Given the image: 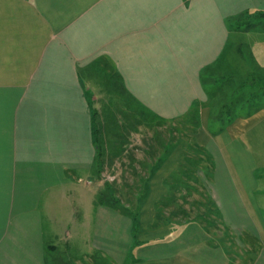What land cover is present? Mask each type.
Returning <instances> with one entry per match:
<instances>
[{
  "label": "crops",
  "instance_id": "obj_1",
  "mask_svg": "<svg viewBox=\"0 0 264 264\" xmlns=\"http://www.w3.org/2000/svg\"><path fill=\"white\" fill-rule=\"evenodd\" d=\"M257 11L264 0H0V264H264V98L220 128L203 80L225 53L249 70L239 44L264 70V30L244 25ZM106 95L158 122L191 117L196 147L176 140L158 162L160 144L132 171L138 190L116 188L102 169L129 150L133 117ZM196 195L212 206L169 216Z\"/></svg>",
  "mask_w": 264,
  "mask_h": 264
},
{
  "label": "rangeland",
  "instance_id": "obj_2",
  "mask_svg": "<svg viewBox=\"0 0 264 264\" xmlns=\"http://www.w3.org/2000/svg\"><path fill=\"white\" fill-rule=\"evenodd\" d=\"M248 15L247 17L246 15L244 16L246 17L245 20L250 18ZM251 21H256V20L252 18ZM235 50L239 52V55L241 56L240 58L244 61V63L245 64L247 63L246 65L249 67V70L241 69L238 66L239 61L238 60L235 61V58L231 55H229V59H228L229 61H228L226 59L227 57L225 53L223 56V59H224V64H226V67L228 68L230 76H231L229 77V82L246 80L247 77L250 75V73L263 71V69L259 67V58L256 57V55H254L250 50H248L246 46L239 44L235 47ZM105 99H108L109 103L112 104L111 106L116 107V109H117V106H119V109L120 108L122 109L123 108L121 106L122 103L125 104V107H126L125 112L127 111V108L130 110V111H127L126 113L124 112L125 120H131V118L133 117L132 118L133 125L131 124L130 127H127V125L124 122L125 128H132V133L129 139L130 140L129 142L130 147L128 148L129 150L125 151L124 154H121L122 151H120L118 147L116 149H110L109 151H107L106 155L110 156V160H113L114 164L112 165V167L106 166L102 169L103 179L106 178L111 173H115V175L117 176L116 179H119L113 182L116 188H119V189L129 188L130 189V187H132L133 189L138 190L137 187L141 184L137 180L138 177L135 176V174L132 173V171L134 167L136 166V164L138 163L137 162L138 160L145 159V158L148 160L150 159L148 157L150 156L154 157L152 156V153H153L152 150L155 149V147H160L161 143L165 141L172 143L177 140L179 142L181 141L186 142L187 143L186 147H190V149H194V148H191L193 144L195 145V140L192 138V131L196 123H195V120L192 119L191 117H187L182 120H177L174 122H167V121L158 122L154 120L153 118H151L148 114L143 112L136 105V103H134L127 96H121V95L120 96H116V95L107 96L106 95ZM236 109H237L235 110L236 112L243 114L244 112L248 111L249 107L245 106L241 109L240 107ZM138 112L142 113V115H139ZM127 115H131V118H127ZM137 119L141 121L143 120V122L141 123V126L136 125L134 123V121H136ZM133 130H136V132H133ZM128 136L129 134L128 135L125 134L124 135L125 139L122 138V140L126 141V138H128ZM195 151L196 150H193V152ZM137 170H141V172H145L140 167H138ZM93 187H95V183H93ZM188 193L190 194V189L188 190ZM102 198H103V193L101 191H98L95 193L94 199L99 200ZM124 200L129 201L131 206H134L133 204L136 202L135 198L133 197L125 198ZM184 200H185V203H184L185 209H187L188 207L190 208V205L193 204V201L197 202V203L195 202L197 207L199 206L204 209H208V207L210 208L212 206V203L210 204V202L206 201L205 199H203V197L199 195H196L193 199L192 197H188V198L186 197V199ZM130 210L132 211V209ZM211 221H214L213 217L211 218ZM82 232H83V236L85 237L88 233L90 234V231L86 229L83 230ZM84 247L85 246H83V248Z\"/></svg>",
  "mask_w": 264,
  "mask_h": 264
},
{
  "label": "trees",
  "instance_id": "obj_3",
  "mask_svg": "<svg viewBox=\"0 0 264 264\" xmlns=\"http://www.w3.org/2000/svg\"><path fill=\"white\" fill-rule=\"evenodd\" d=\"M249 14L250 15L248 16L250 18L247 19V21L246 20L244 21L245 28L255 29L258 27L259 29L264 30V11H257ZM252 18L256 21H251ZM229 77L231 76L228 68L226 67V64H224L223 56L216 63L208 66L203 72L204 83H210L212 84L213 87L211 91L213 93V97H212L213 101L211 103V108H212L211 121L221 122L220 128H222L223 127L222 125L231 121L238 114V112L235 111L237 110L236 108L240 107L241 109L245 106L249 108L258 107L262 104L261 100L262 98H264V70L261 72L250 73V75L247 77L246 80L229 82ZM116 87L120 89L118 85ZM197 126L198 124L196 123L195 128ZM172 143L166 141L161 143L163 149L160 151V155L157 159L158 162L165 157L168 150L172 146ZM188 149H190V147ZM152 152L155 151L152 150ZM184 199H186V197H183L182 199H178V201L181 200L183 203L180 204L177 210L171 212L169 216L179 217L181 220L190 218L191 215L190 209L187 210L183 206L185 203ZM104 200H107L106 195H103V198L100 199V201H104ZM108 200L110 201L113 200L116 203L119 201L117 197H113L112 200L108 198ZM138 200L140 201L141 198H139ZM166 200L174 201L176 199L168 198ZM194 204L196 205V203ZM160 216H162V212L157 213L156 218L160 219ZM197 216L201 217L206 222H211L210 213L208 212L200 213V214L198 213L196 215V218Z\"/></svg>",
  "mask_w": 264,
  "mask_h": 264
}]
</instances>
